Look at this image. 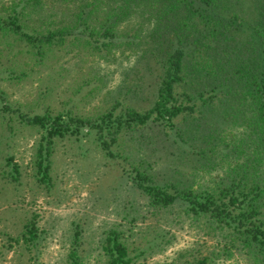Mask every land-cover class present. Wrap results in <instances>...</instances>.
Returning <instances> with one entry per match:
<instances>
[{
    "label": "trees",
    "instance_id": "1",
    "mask_svg": "<svg viewBox=\"0 0 264 264\" xmlns=\"http://www.w3.org/2000/svg\"><path fill=\"white\" fill-rule=\"evenodd\" d=\"M26 1L0 19V35L43 63L73 45L103 58L119 47L139 46L140 29L129 32L122 24L143 5L156 21L143 51L149 65L156 62L150 108L121 99L96 116L71 110L31 114L9 103L1 108L4 119L16 114L7 122L12 131L19 123L41 134L34 157L38 181L53 184L58 140L86 130L108 157L124 160V172L153 209L181 202L186 217L220 245L211 254L171 264H219L236 256L241 264H264V0H110L103 17L99 1L55 0L74 5L66 6L69 20L40 33L27 20L41 0ZM150 127L173 138L188 171L178 168L161 178L122 145L128 136L132 142L145 138ZM14 169L10 176L18 181V165ZM81 234L75 227L70 264H82ZM25 237L37 238L35 224L27 226ZM102 249L105 264L134 262L123 229H110Z\"/></svg>",
    "mask_w": 264,
    "mask_h": 264
},
{
    "label": "rangeland",
    "instance_id": "2",
    "mask_svg": "<svg viewBox=\"0 0 264 264\" xmlns=\"http://www.w3.org/2000/svg\"><path fill=\"white\" fill-rule=\"evenodd\" d=\"M94 1L100 2L103 17L110 0H85ZM26 2L0 0V19L13 8L21 10ZM69 5L41 0L36 9L28 10L27 22L37 33L55 29L63 18L69 20ZM146 10L141 6L122 24L129 32L140 29L137 42L143 43L114 49L107 58L73 45L56 50L47 62H38L0 35V95L6 97H0V110L9 103L31 114L71 110L96 116L117 99L141 110L150 108L155 100L156 62L149 65L143 51L156 21ZM5 115L4 119L0 114V264H70L75 227L82 231V264H105L102 244L113 228L125 232L133 264L183 262L220 248L186 217L181 202L153 209L124 172V160L108 157L95 135L86 130L58 140L52 155L53 184L40 183L34 157L41 134L19 123L12 131L7 122L16 114ZM144 135L135 142L128 136L122 145L146 160L161 178L178 168L189 170L173 138L161 128L150 127ZM15 165L21 173L18 181L10 176ZM29 224L37 229V238L30 241L25 237ZM218 262L241 264L243 260L236 256Z\"/></svg>",
    "mask_w": 264,
    "mask_h": 264
}]
</instances>
